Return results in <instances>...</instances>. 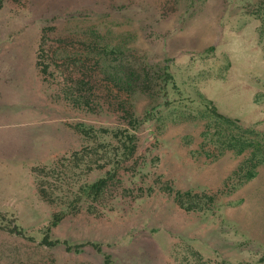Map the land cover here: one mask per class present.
<instances>
[{
	"label": "rangeland",
	"instance_id": "374dc122",
	"mask_svg": "<svg viewBox=\"0 0 264 264\" xmlns=\"http://www.w3.org/2000/svg\"><path fill=\"white\" fill-rule=\"evenodd\" d=\"M162 1L169 7L167 0H0V211H13L24 234L0 231V264H102L90 242L117 264H264V165L220 196L215 210L186 211L173 197L216 192L243 157L206 156L207 112L198 94L218 113L264 132L257 21L238 7L224 10L223 0H205L181 24L180 10ZM42 30L47 46L58 48L50 41L58 37L76 49L93 32L98 44L133 49L148 64L166 65L184 97L137 129L134 155L92 211L74 195L111 164L98 167L101 160L89 157L94 142L76 124L114 128L117 112L101 98L98 81L86 107L64 100L61 74L43 78L35 64ZM167 95L177 99L172 90ZM150 101L139 97L136 111ZM46 230L51 239L84 243L83 251L40 244Z\"/></svg>",
	"mask_w": 264,
	"mask_h": 264
},
{
	"label": "trees",
	"instance_id": "16d2710c",
	"mask_svg": "<svg viewBox=\"0 0 264 264\" xmlns=\"http://www.w3.org/2000/svg\"><path fill=\"white\" fill-rule=\"evenodd\" d=\"M223 1L224 10L228 6L238 7L241 14L252 16L257 21L256 38L264 55V0ZM204 2L205 0H167L170 8L180 10L178 23L181 24ZM164 6L168 7L166 4ZM89 34L88 42L79 39L76 49L74 47L67 49L66 45L72 42L70 39H58V37L51 39V42L59 43V49L63 45L59 50L57 45L47 46L46 40L50 37L46 36L42 30L35 64L43 78L46 76L54 78L55 72L62 75L61 79L64 82L60 91L68 104L88 107L90 100L94 101L92 89L97 87L95 81H98V87H101L99 90H105L100 92L101 98L108 97L103 101L113 106V110L117 112L118 125L114 128H94L81 123L76 124L80 135L94 142L88 148L89 157L94 161L101 160L98 167L107 162L111 164L101 177L79 185L74 195L76 201L86 203L87 209L92 211L97 206H102L108 184L120 164L134 155L137 129L155 119L161 106L173 101H181L184 97H179L181 91L166 65L148 64L135 50L119 44H98L101 37L93 32ZM90 71L93 72V78ZM75 72L78 73L77 76H73ZM111 85L116 90H122L124 97L120 98L118 93L111 90L109 88ZM169 90H172L177 99L168 98ZM144 95H147L151 101L141 112H138L135 108V100ZM98 97L100 96H95L96 99ZM197 97V102L207 112L202 118L204 123L200 144L202 148H205L206 156L212 154L216 157L224 152L243 156L222 182V188L216 192L176 191L174 193L175 202L186 211H212L223 204L219 201L220 196L232 192L252 179L256 174V168L264 165V132L254 126H244L237 119L218 113L210 100L200 94ZM99 102L95 101L94 107ZM42 194L45 196L47 193L42 190ZM0 231L9 235L24 236L15 213L10 210L0 211ZM39 243L48 248L62 246L64 250L74 254L82 252L84 247V243L51 239L47 230L43 232ZM86 244L101 254L102 264H117L109 254L100 251L98 243Z\"/></svg>",
	"mask_w": 264,
	"mask_h": 264
}]
</instances>
